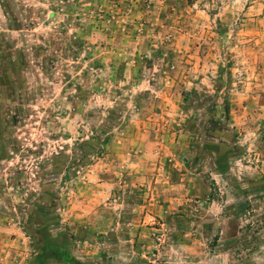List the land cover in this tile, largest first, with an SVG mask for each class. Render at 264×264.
Segmentation results:
<instances>
[{
	"label": "rangeland",
	"instance_id": "1",
	"mask_svg": "<svg viewBox=\"0 0 264 264\" xmlns=\"http://www.w3.org/2000/svg\"><path fill=\"white\" fill-rule=\"evenodd\" d=\"M0 39V264H264V0H0Z\"/></svg>",
	"mask_w": 264,
	"mask_h": 264
},
{
	"label": "trees",
	"instance_id": "2",
	"mask_svg": "<svg viewBox=\"0 0 264 264\" xmlns=\"http://www.w3.org/2000/svg\"><path fill=\"white\" fill-rule=\"evenodd\" d=\"M0 44H3L1 39ZM7 46L9 49L12 48V44H7ZM6 49L7 47L0 46V97L7 101H11L16 88L14 84H9V73L15 72L18 64L23 66V62L22 60L20 61V59H22L21 55L19 57V63L13 60V57H18L19 55H12ZM4 121L9 123L16 122L14 116H6ZM4 121L1 120L0 116V126H2L1 123H4ZM5 143L8 144L6 141L0 143V153L4 151L5 148L3 145ZM16 150L18 149L16 148ZM24 195L25 198H21L22 204L15 206V208L19 210L20 215H18V219L20 220V224L23 225L22 227H24V230L32 238L33 247L37 253L38 263H42L43 260L48 259V249H50L48 247L52 244L48 241L50 238H48L49 234L48 229H46V223L55 221L58 218L57 216L51 215V203L46 200L45 196L42 197L41 195H34L33 193Z\"/></svg>",
	"mask_w": 264,
	"mask_h": 264
}]
</instances>
